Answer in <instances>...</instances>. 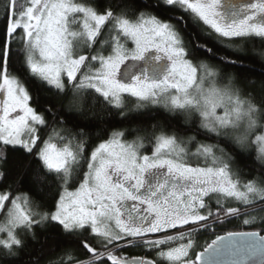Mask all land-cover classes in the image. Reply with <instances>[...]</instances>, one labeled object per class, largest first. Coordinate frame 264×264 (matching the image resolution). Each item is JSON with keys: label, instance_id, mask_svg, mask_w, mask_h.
Masks as SVG:
<instances>
[{"label": "snow or ice", "instance_id": "1", "mask_svg": "<svg viewBox=\"0 0 264 264\" xmlns=\"http://www.w3.org/2000/svg\"><path fill=\"white\" fill-rule=\"evenodd\" d=\"M162 7L190 14L221 40L264 39V0H156L144 5ZM0 13V143L18 146L31 158L26 167L35 196L3 184L9 174L0 170V249L5 256L18 257L27 237L39 242L36 229L55 222L89 255L81 259L65 248L48 264H104L105 259L156 264L116 255L133 243L156 250L167 264H264V133L250 140L254 129L264 127V95L198 59L177 26L185 24L183 16L162 19L142 10L136 0H0ZM105 29L107 36L101 39ZM16 39L23 44L24 67L57 91L59 106L38 111L24 82L9 73ZM128 40L134 48L125 46ZM194 47L213 53L203 44ZM106 48L108 55L103 54ZM89 91L121 118L127 115L124 94L135 98L136 108L151 103L182 112L183 130L195 134L183 135L180 126L165 131L153 125L146 135L139 128L113 129L88 155L89 134L70 118L86 115ZM126 135L133 139H124ZM200 135L205 139L197 140ZM145 139L152 144L150 155L141 154ZM230 142L257 146V175L242 180L234 172V157L222 146ZM192 143L196 148L190 153L186 145ZM190 155L202 159L203 166L189 163ZM7 159L0 151V168ZM76 180L78 187L69 191ZM53 186L60 191L50 204L45 193ZM232 200L243 207H227ZM237 216L246 217L244 225L262 227L215 235L193 258L197 232ZM171 230L175 234H167ZM152 234L163 235L150 238ZM91 236L98 238L99 247L89 242Z\"/></svg>", "mask_w": 264, "mask_h": 264}, {"label": "trees", "instance_id": "2", "mask_svg": "<svg viewBox=\"0 0 264 264\" xmlns=\"http://www.w3.org/2000/svg\"><path fill=\"white\" fill-rule=\"evenodd\" d=\"M82 2H89V0H82ZM97 2H102V0H97ZM154 3H156V0H136V4L139 5L142 10L154 12L162 19H168L170 16L174 15L183 16L185 24L178 23L177 26L180 29L185 46L188 47L190 51H195V55L198 59L205 60L212 66L219 68L222 73L230 74L242 83H246L249 86V90L253 91L257 96L264 95V92L261 91V87L264 85V39L251 37L221 40L211 33L207 26L197 21L190 14L164 7L144 9V5H151ZM0 16H2V13H0ZM173 23L177 22L173 21ZM106 30L107 29H105V35L101 37V39L107 36ZM2 31L3 20L0 19V34H2ZM196 43L206 45L213 50V53L209 54L201 49H196L194 47ZM96 47L99 48V45ZM22 49L21 43L13 41V55L9 62V73L18 76L24 82L32 97L30 104L38 111L43 112L45 107L52 104L59 106L62 97L58 96L57 91L47 83L42 82L39 78L33 77L24 67ZM109 50L110 48H106L103 54H107ZM230 60L236 61V63L226 62ZM85 97L86 115H73L70 119L75 123H79L89 134L87 137L89 141L87 145L88 155H90L92 149L101 141L108 139V134L113 129L130 130L139 128L141 129L140 134L146 135V133L152 131L153 125H157L159 129L165 131H171L180 126L183 135L189 136L195 134L194 131L187 132L183 130L184 114L182 112H172L165 107L150 104H144L142 107L136 108L135 105L137 101L135 98L130 95H124L125 108L123 111H125L127 115L125 118H121L118 115V110L107 105L98 93L89 91L85 94ZM67 103L68 101L66 100V109ZM72 111L76 113L77 110L73 108ZM262 123H264V121H262ZM259 131L260 127L254 129L250 136V140L254 139ZM124 139L132 140L133 136L126 135ZM204 139L205 137L202 135L197 136V140ZM209 142L214 143L216 141L210 140ZM144 144L145 146L141 150V154H151V142L145 139ZM222 146L234 157L233 170L234 172L240 173L242 180L250 179L252 176L258 174L255 170H258L261 165L256 161V145L249 142L245 147L241 148L235 145L234 142H230V144H222ZM186 147L190 153L195 152V143L187 144ZM0 151L5 152L8 157L7 162L0 168V170H5L9 174L8 179L4 181L3 184L6 185L11 183L14 191L28 192L30 195L34 196V193L30 192V188L32 187V172L26 167L27 161L31 158L26 157L23 150L18 146H4L0 143ZM201 161L203 160L195 156L190 155L188 157V162L192 165L198 164ZM84 169L86 170V165H84ZM78 184L79 180L71 182L69 184V189L77 187ZM2 186L3 185H0V187ZM59 191L60 189L55 186L46 191L45 195L49 198L50 204H54L55 201L51 198L53 196L58 198ZM226 206L243 207V205L234 200L228 201ZM253 215H256V213H253ZM2 216L3 214L0 216V219ZM245 218L244 216L230 217L222 224L213 225L208 230L197 232L194 237L195 247L192 252L193 258L195 253L202 251L207 243L215 239V235H222L228 231H251L262 227L259 223L255 225H244L243 220ZM36 232L39 242H33L30 237H27L26 246L21 250L18 257H7L4 255V250L0 249V264H30V261L33 259H38L39 264H48L50 260H55L62 249L65 248L74 249L75 254L81 259L88 258L89 254L79 246L76 238L63 233V230L55 222H50L45 224L42 228H37ZM168 233H171V231ZM97 240V237L91 236L89 242L92 243L93 246L99 247ZM116 255L126 258L142 257L155 260L156 264H167L166 261L157 256L156 250H150L140 243H133L130 246L121 247L116 251ZM104 264H111V262L105 259Z\"/></svg>", "mask_w": 264, "mask_h": 264}, {"label": "rangeland", "instance_id": "3", "mask_svg": "<svg viewBox=\"0 0 264 264\" xmlns=\"http://www.w3.org/2000/svg\"><path fill=\"white\" fill-rule=\"evenodd\" d=\"M225 3H227V0H225ZM106 31H107V30H106ZM16 35H17V37H19V35H21V33L18 32ZM14 41H17V42L21 43V45H22V47H23V44H22V42H21L19 39H16V40H14ZM124 43H125V46H126L128 49H132V48H134V44H133L130 40H128V41H126V42H124ZM109 52H110V50H109ZM109 52H108L107 54H104V55H108ZM126 63H131V61L126 62ZM93 67H99V65H98V64H94ZM122 68H123V66H122ZM124 95H129V94H124ZM124 95H123V96H124ZM2 98H3V94L0 93V99H2ZM145 104H150V105H152L151 103H145ZM159 106L164 107L162 104L159 105ZM222 111H223L222 109H218V112H222ZM255 133H256V132H255ZM262 133H264V127H260V131H259L256 135H259V134H262ZM57 143H58V142H57ZM142 155H143V154H142ZM148 155H150V154H148ZM199 164H200L201 166H203L204 161H201ZM195 165H196V164H195ZM195 165H193V166H195ZM78 185H79V184H78ZM78 185H77V187H78ZM77 187H75V188H77ZM75 188H73V189H69V191H74ZM1 215H2V214H0V216H1ZM0 220H3V216H2V218H1ZM174 233H175V231H174V230H171V233H167V234L172 235V234H174ZM159 235H163V234H152V236H151L150 238H157Z\"/></svg>", "mask_w": 264, "mask_h": 264}, {"label": "water", "instance_id": "4", "mask_svg": "<svg viewBox=\"0 0 264 264\" xmlns=\"http://www.w3.org/2000/svg\"><path fill=\"white\" fill-rule=\"evenodd\" d=\"M201 252V251H200ZM140 258H142V257H140ZM129 260H132V259H135V258H128ZM110 262V261H109Z\"/></svg>", "mask_w": 264, "mask_h": 264}]
</instances>
